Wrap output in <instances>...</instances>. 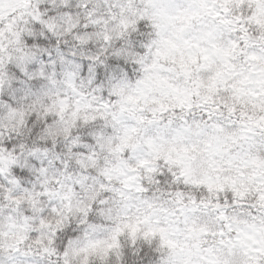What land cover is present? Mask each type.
<instances>
[{"label":"snow or ice","instance_id":"snow-or-ice-1","mask_svg":"<svg viewBox=\"0 0 264 264\" xmlns=\"http://www.w3.org/2000/svg\"><path fill=\"white\" fill-rule=\"evenodd\" d=\"M0 264H264V0H0Z\"/></svg>","mask_w":264,"mask_h":264}]
</instances>
